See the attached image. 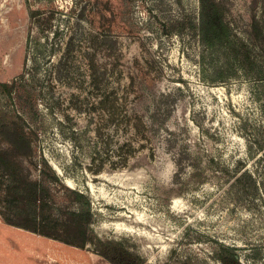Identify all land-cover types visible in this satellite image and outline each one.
I'll return each mask as SVG.
<instances>
[{"label":"rangeland","instance_id":"1","mask_svg":"<svg viewBox=\"0 0 264 264\" xmlns=\"http://www.w3.org/2000/svg\"><path fill=\"white\" fill-rule=\"evenodd\" d=\"M216 3L229 42L207 46L185 22L198 0H0V81L37 56L38 74L52 83L39 101L45 124L33 137L36 166L25 164L33 176L54 168L60 182L49 185L60 206H75L65 186L87 193L98 236L121 240L146 264H220L212 256L220 242L235 245L243 262L264 264V0ZM66 41L71 50L53 70L46 59L57 63ZM90 60L103 85L121 79L129 107L148 124L145 147L125 165L109 162L126 132L112 134L104 112L69 102L79 79L91 88ZM0 103L11 105L1 91ZM238 169L256 186L243 176L241 189ZM0 264L113 263L92 244L0 217Z\"/></svg>","mask_w":264,"mask_h":264},{"label":"trees","instance_id":"2","mask_svg":"<svg viewBox=\"0 0 264 264\" xmlns=\"http://www.w3.org/2000/svg\"><path fill=\"white\" fill-rule=\"evenodd\" d=\"M100 10L98 7L95 12L99 13ZM185 22L207 46L229 42L224 41L229 37V28L216 0H198L197 12L190 13ZM170 26L171 28L179 26L178 20L175 19ZM70 47V41H66L64 53L62 52L57 63L53 62L50 56L47 57L46 62L52 63L53 70L58 63H62L64 54L70 52ZM40 61L39 57L33 56L31 65L25 67L18 76L9 81H0V91L11 100V105L0 103L1 219L81 247L92 244L95 252L113 264H146L140 254L132 251L121 240L103 239L98 236L92 227L94 212L87 193L65 186L70 190V198L75 206L72 208L60 206L55 202L49 185V182H60L54 168H51L46 161L44 163L51 168V173L40 167L38 173L33 176L30 166L25 164L29 161L36 166V161L33 159V137L38 135L39 129L45 124L39 101L52 84L46 74L42 76L38 74ZM87 66L90 70L87 83L91 88L86 89L84 87L86 81L84 83L79 79L75 86L78 91L70 93L69 102L77 111H80L83 105H88L90 109L104 112L106 124L111 127L112 134L121 129L126 132V137L119 139L116 137L112 151L117 152L119 157L109 162L110 167L125 165L130 156L145 147L141 138H146L148 124L142 114L129 107V91L120 78H114L115 83L107 87L103 85L104 73H97L91 60L87 62ZM133 82L134 80L130 78L129 85ZM118 87L121 88L120 92ZM160 94L167 93L160 92ZM161 107L162 103H158L155 97L152 111L157 112ZM154 114L152 112L150 116ZM95 134L101 136V127L95 128ZM182 151V153L178 151L180 158L175 159L180 165L178 159L184 157L181 154H191L190 149L186 148ZM262 153L264 155V149ZM101 168L99 165L95 171ZM238 170L240 172L235 176V181L241 183L243 176H247L248 181L251 180L252 185L256 186V179L249 171ZM240 185L241 189L247 187V183L244 182ZM212 256L220 264H247L241 260L235 245L224 242L219 243ZM250 264L253 263L250 261Z\"/></svg>","mask_w":264,"mask_h":264}]
</instances>
